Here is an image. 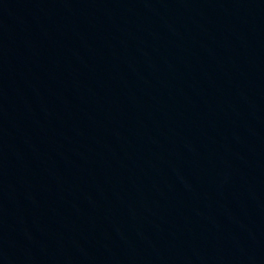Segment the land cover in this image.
<instances>
[{
  "label": "water",
  "instance_id": "obj_1",
  "mask_svg": "<svg viewBox=\"0 0 264 264\" xmlns=\"http://www.w3.org/2000/svg\"><path fill=\"white\" fill-rule=\"evenodd\" d=\"M0 264H264V0H0Z\"/></svg>",
  "mask_w": 264,
  "mask_h": 264
}]
</instances>
